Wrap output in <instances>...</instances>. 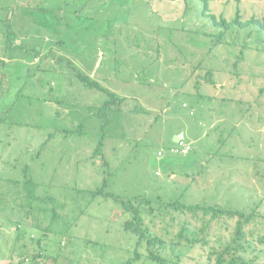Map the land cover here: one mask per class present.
<instances>
[{
	"label": "rangeland",
	"instance_id": "374dc122",
	"mask_svg": "<svg viewBox=\"0 0 264 264\" xmlns=\"http://www.w3.org/2000/svg\"><path fill=\"white\" fill-rule=\"evenodd\" d=\"M208 1L218 21L264 17V0ZM202 8L199 0H0V191L28 178L36 196L54 200L28 206L37 212L27 223L43 228L21 230L17 251L49 227L45 251L60 258L37 264H156L124 228L129 215L92 195L106 181V193L155 209L179 201L254 211L244 231L256 250L245 257L264 261V34L217 27ZM108 92L120 106L102 107ZM181 135L191 151L171 154ZM169 211L156 217L143 207L145 227L155 235L202 227V213ZM15 213H0V264H31L36 251L9 252L23 214ZM236 223L212 222L207 242L182 247L171 264H215Z\"/></svg>",
	"mask_w": 264,
	"mask_h": 264
},
{
	"label": "trees",
	"instance_id": "16d2710c",
	"mask_svg": "<svg viewBox=\"0 0 264 264\" xmlns=\"http://www.w3.org/2000/svg\"><path fill=\"white\" fill-rule=\"evenodd\" d=\"M202 3V14L203 16L208 17L211 22L217 27H224L225 29H229L232 25L238 24L240 26H250L255 25L258 27L259 32L264 34V17L260 20L252 19L246 23H240L239 19H236L231 22L226 21H218L217 18L209 13L208 0H199ZM221 37V35H219ZM220 38H218V41ZM79 78L87 87L96 88L98 90L106 91L103 87H101L98 83L89 80L88 77H84L79 75ZM111 100L106 102L102 107L103 108H114L115 103L118 102L119 106L123 102V99L116 97L112 93H109ZM100 149V145L97 148L96 154H98ZM191 151V150H190ZM189 151V152H190ZM189 154V153H188ZM13 187H10L12 193L5 194L3 191H0V213H4L6 210H9V206L11 209V214L16 216L15 211L23 213L19 216V220L15 223V228L17 229V236L13 241L12 247L10 248L11 255L19 254V256L29 257L33 251H36L35 254L32 255L30 260L31 264H37L41 261L42 258L45 260L51 258L56 263V261L60 258V254L53 255L52 252H47L45 243H47L46 236L50 233L49 227L44 229V232L39 237L28 236L30 249L26 243L22 244L21 251H17V243L20 242L21 238H24L25 231L20 232L21 230H25L29 228H43L41 224H37L31 221V224L27 223L29 216L34 215L37 211L29 208L28 206L32 204L34 200H38L40 202H51L54 200L52 198H43L35 195L36 185L32 182L31 179L25 180L24 182H11ZM19 184H22L20 186ZM106 181L103 182L102 187L93 192L92 195H103L105 197L112 198L121 208L123 213L129 215V219L125 221L124 228L130 232H133L137 237V245L146 247V251L148 253V258L156 263V264H171L176 263L182 260V256L184 253H181L182 247H190L194 248L199 244H205L207 242V235L209 234L208 228L212 222L216 220H220L222 218L229 219H237L234 238L231 243L227 244L220 252H216L217 258L215 264H264L259 257H252V259H248L245 256L254 254L256 247L251 243L245 240V228L251 223L256 221L255 216L253 215L254 211L244 212V211H234L230 209L220 208V207H209L204 206L202 204L196 205H185L179 201L176 202H163L160 204L157 209L153 207L152 202L148 201L142 197H131V198H121L119 196L106 193L104 189L106 188ZM13 192L15 193V197H12ZM13 202L12 206L10 202ZM16 204V205H15ZM145 207L150 211L151 214H154L156 217H162L165 213V210H170L169 212L173 215L179 214H191L193 218L198 219L197 215L202 213V227L200 228H191V225L185 223L181 228H179L176 233H173L171 229H163L162 234L155 235L149 231L148 228L145 227L146 219L142 215L141 209ZM17 209V210H16ZM52 220H55L58 216L54 209ZM159 214V215H158ZM208 218V219H206ZM162 219V218H161ZM175 220V217H172V221ZM30 222V221H29ZM14 226V225H11ZM28 226V227H27ZM155 226V225H154ZM171 227V226H170ZM173 228V227H171ZM264 239L261 237L258 239L259 243H262ZM179 248V249H178ZM32 249V250H31ZM176 250H180V253L175 255ZM170 254V255H169ZM139 253H135V260H139ZM260 260V261H259ZM28 261V259L26 260ZM175 261V262H172ZM132 262H128L127 264H131Z\"/></svg>",
	"mask_w": 264,
	"mask_h": 264
},
{
	"label": "built area",
	"instance_id": "2783aa9c",
	"mask_svg": "<svg viewBox=\"0 0 264 264\" xmlns=\"http://www.w3.org/2000/svg\"><path fill=\"white\" fill-rule=\"evenodd\" d=\"M191 150V147L189 144H186L184 140H179L177 142V146L174 149H170L171 154H182L187 155L189 151Z\"/></svg>",
	"mask_w": 264,
	"mask_h": 264
},
{
	"label": "water",
	"instance_id": "95a60500",
	"mask_svg": "<svg viewBox=\"0 0 264 264\" xmlns=\"http://www.w3.org/2000/svg\"><path fill=\"white\" fill-rule=\"evenodd\" d=\"M182 139H183V136L181 135V136L177 137V138L175 139V141L178 142L179 140H182Z\"/></svg>",
	"mask_w": 264,
	"mask_h": 264
},
{
	"label": "crops",
	"instance_id": "0c3cea01",
	"mask_svg": "<svg viewBox=\"0 0 264 264\" xmlns=\"http://www.w3.org/2000/svg\"><path fill=\"white\" fill-rule=\"evenodd\" d=\"M178 137H179V136H178ZM176 138H177V137H176ZM176 138H175V139H176Z\"/></svg>",
	"mask_w": 264,
	"mask_h": 264
}]
</instances>
